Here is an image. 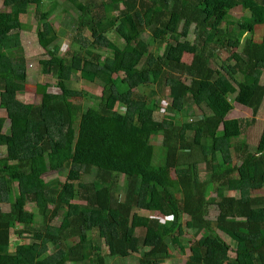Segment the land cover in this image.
Returning <instances> with one entry per match:
<instances>
[{
  "label": "trees",
  "instance_id": "1",
  "mask_svg": "<svg viewBox=\"0 0 264 264\" xmlns=\"http://www.w3.org/2000/svg\"><path fill=\"white\" fill-rule=\"evenodd\" d=\"M69 1L81 12L79 31L89 29L92 41L82 40L83 50L60 56L49 12L36 11L37 45L48 55L39 62L40 72L50 71L59 94L43 93L37 104L11 100L0 117V148L5 149L0 204L9 201L15 186L21 202L37 208L35 225L19 232L28 242L12 253L10 225L22 223L25 212L0 208V264H108V259L124 261L134 254H140L137 264H164L170 242L177 240L172 245L181 248L187 230H207L208 235L190 243L185 264H264V195H251L264 188V125L251 151L245 139L233 143L236 135L226 117L237 102L251 109L248 125L264 99V0H122L116 16L106 12L107 2ZM41 3L3 0L0 96L24 91L20 17ZM96 6L102 12L92 15ZM239 7L249 16L234 21L230 12ZM192 25L198 28L197 41L188 45L180 38ZM256 26L262 27L260 41L251 37ZM111 30L132 50L105 37ZM241 37L239 53L225 59L232 63L214 67L220 52L240 47ZM153 44H165L163 53H154ZM179 52L190 53L191 62L181 63ZM103 58L110 62L102 63ZM83 72L104 78L101 97L69 87L73 75ZM183 73L189 85L181 81ZM236 75L253 83L237 81ZM141 86L149 91L138 92ZM97 98L95 108L83 104ZM163 100L164 115L157 119ZM185 106L194 107L198 117L179 124L176 116ZM90 111V132L81 135ZM160 134L157 147L153 141ZM67 169L65 181L43 179ZM169 169L174 179L168 178ZM121 177L126 181L122 194ZM210 185L215 195L206 198ZM225 190L238 196H227ZM77 197L82 203L75 202ZM210 204L218 210L214 226L205 218ZM215 229L236 243L232 261L229 244ZM101 243L107 246L106 257Z\"/></svg>",
  "mask_w": 264,
  "mask_h": 264
},
{
  "label": "rangeland",
  "instance_id": "2",
  "mask_svg": "<svg viewBox=\"0 0 264 264\" xmlns=\"http://www.w3.org/2000/svg\"><path fill=\"white\" fill-rule=\"evenodd\" d=\"M83 4H87L93 0H77ZM94 2L101 4L102 2L106 3V12L110 16H116L118 14L117 7L123 8L122 0H94ZM0 9L6 10L3 6V0H0ZM93 9L92 15L95 13H101L99 6H96ZM36 11H47L49 12V17L47 21L52 24V27L57 35V39L54 41L53 45H56L59 48V55L64 56L66 51L69 50H83L84 44L81 43L82 40L85 41H92L91 31L89 29L80 30L78 29V20L81 16V12L77 11L73 4L69 0H42V3L38 6L30 5L27 9V13L20 17L21 22L23 23L24 30L20 34V41L21 46L23 48L24 60L26 65V79H25V86L24 91L15 96H0V117H5V107L8 102L11 100H19L23 103L27 104H37L39 102V98L43 93H50V94H59V89L57 86V81L52 77L49 70H47L44 75L41 74V67L39 62L42 59L48 58L45 50H42L36 41V31H37V22L35 18ZM230 16L232 20H239V19H246L249 14L247 11L243 10L242 8H236L230 12ZM225 26V24H223ZM234 27L232 24L230 27ZM197 26L192 25L188 32V35L185 37H181L180 40L188 45H195L196 44V35H197ZM262 34V27L256 26L254 29V33L251 37L256 40L260 41ZM105 37L113 40L119 47L131 51L132 47L125 44L124 40L120 38L114 30L106 33ZM148 38V36H146ZM244 37L239 38L240 47L238 49H231L229 51H222L219 53V57L213 61L212 65L216 68H220V65L226 66L227 64H231V61H225L226 57L239 53L242 48V44ZM165 44L161 47L153 44L152 51L156 54H162L165 48ZM108 56V54H107ZM108 59V58H106ZM103 58L102 63H106L107 61ZM177 59L183 64H189L192 59V55L187 52H179L177 55ZM116 77V76H115ZM237 81H242L246 84L251 85L253 83V79L249 77H244L241 75L235 76ZM103 79H96L93 75L87 73H78L74 74L71 82L68 84L69 87L73 90L82 92L86 95H90L93 97H101L103 93ZM181 81L185 84L189 85L190 79L186 75V73L181 74L180 76ZM262 84H264V74L260 80ZM138 92L143 93L149 91V88L145 86H141L137 89ZM166 95H169L167 91ZM99 99H85L83 100V104L86 108H95L98 106ZM167 105V100H163V104L161 106L162 111L156 114L157 119H160L164 114L163 110H165ZM118 108V107H117ZM120 112H124L123 109L118 108ZM195 108L192 106H185L181 112L177 113L176 120L177 122L184 123L189 122L191 120H196L197 115L194 112ZM199 110V109H196ZM90 111L87 116L84 117L83 123L80 127V134L87 135L90 132L91 126V114ZM252 116L251 109L239 104L237 102L233 103V108L228 112L227 118L232 121L235 138L233 139V143L235 145L239 144L243 139L246 140L249 150L254 151L259 135L261 133L262 126L264 125V99L263 102L255 115V121L251 122L247 125L246 119H250ZM9 122L5 121L3 130L6 131L8 129ZM218 135L222 134V128L219 127L217 131ZM162 134L158 135L157 138L153 141L155 146L159 147L162 144ZM5 149L0 148V157L4 156ZM235 159V158H234ZM219 161H221L219 157ZM200 173L203 172V166L200 165ZM69 170H63L60 172H51L45 174L43 179L46 181H51L58 179L60 181H65L67 178ZM169 179H174L175 175L172 170H168L167 174ZM86 180H92L93 175H85ZM125 179L123 177L120 178L119 181V192L125 193L124 186H125ZM215 192L213 190V186L210 185L207 187L205 191L206 198L214 197ZM225 195L227 196H238V192L233 190H225ZM252 196H261L264 195V188L261 190H256L251 192ZM9 201L7 203L0 204V208L2 212H8L11 207H15L18 210H22L25 212L24 221L22 223L13 222L10 225V245H9V252H13L15 247L19 244L27 243L28 239L26 238V234L22 237L19 236V232L25 228H31L33 225L34 217L37 218V208L34 203L21 202L19 195L15 186L10 188L8 194ZM168 201L171 203L170 198ZM76 203H82L79 198L75 199ZM218 214V210L214 204L208 205L206 208V215L205 218L211 222L214 226V222L216 216ZM151 216L154 218H160L161 221H164L163 216L157 215V213H151ZM184 220H188L186 216L183 218ZM56 222V224L59 223ZM215 233L218 234L222 240L230 246L229 251V258L230 261L234 258V250L236 248V243L228 238L225 234L220 232L219 230L215 229ZM148 236H153V232H148ZM208 235L207 230H201L196 232L195 230H187L185 231L184 239L179 240L180 244L182 245L181 248L176 247L174 244L177 240H173L170 242V256L165 261L164 264H185L188 256V247L190 243L197 240L200 237H204ZM104 242V241H103ZM107 246L105 243H101V254L103 256H107ZM140 258V254H134L128 259L126 258L124 261H120L119 259H108V264H137L138 259ZM224 264H233L232 262H226Z\"/></svg>",
  "mask_w": 264,
  "mask_h": 264
}]
</instances>
